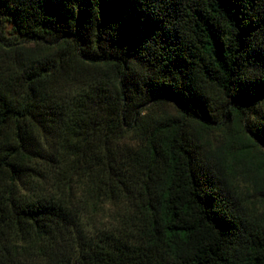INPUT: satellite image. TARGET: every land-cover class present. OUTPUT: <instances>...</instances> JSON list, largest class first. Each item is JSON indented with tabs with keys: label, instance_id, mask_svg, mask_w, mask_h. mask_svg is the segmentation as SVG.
Returning <instances> with one entry per match:
<instances>
[{
	"label": "trees",
	"instance_id": "16d2710c",
	"mask_svg": "<svg viewBox=\"0 0 264 264\" xmlns=\"http://www.w3.org/2000/svg\"><path fill=\"white\" fill-rule=\"evenodd\" d=\"M239 169L264 0H0V264H264Z\"/></svg>",
	"mask_w": 264,
	"mask_h": 264
},
{
	"label": "rangeland",
	"instance_id": "374dc122",
	"mask_svg": "<svg viewBox=\"0 0 264 264\" xmlns=\"http://www.w3.org/2000/svg\"><path fill=\"white\" fill-rule=\"evenodd\" d=\"M222 144H221V139L219 136L216 135H213L211 138L207 139L206 140V145L204 146V152L209 154L211 153L213 150H216L218 147H220ZM240 171H237L238 174H239V177L242 178L249 186L250 188V191H248L250 194L252 195H255L256 197L257 196H264V189H257L256 187H253L251 184H250V181L252 178L250 179H247V177L245 176H242V173H241V169H239ZM244 177V178H243Z\"/></svg>",
	"mask_w": 264,
	"mask_h": 264
}]
</instances>
